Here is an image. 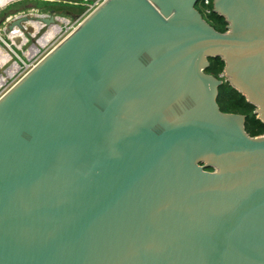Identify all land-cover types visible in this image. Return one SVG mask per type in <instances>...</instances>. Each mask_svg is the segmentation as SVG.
<instances>
[{"label": "water", "instance_id": "water-1", "mask_svg": "<svg viewBox=\"0 0 264 264\" xmlns=\"http://www.w3.org/2000/svg\"><path fill=\"white\" fill-rule=\"evenodd\" d=\"M198 3L109 0L0 101V264H264V135L218 103L264 124V0Z\"/></svg>", "mask_w": 264, "mask_h": 264}, {"label": "built area", "instance_id": "built-area-1", "mask_svg": "<svg viewBox=\"0 0 264 264\" xmlns=\"http://www.w3.org/2000/svg\"><path fill=\"white\" fill-rule=\"evenodd\" d=\"M109 0H97L94 3V11L91 15L99 9L101 6L106 4ZM214 0H200L201 13L203 17L209 19L214 13L212 5ZM19 16L12 17L8 21H12ZM50 17V15H47ZM89 17V16H88ZM88 17L80 18L73 23L69 21L67 26H64L62 31L58 33L47 45L42 46L39 44V40L42 39L44 35L52 28H44L46 31L44 35L38 40V46H31L29 49L24 51V46L20 44V47L14 46L15 51L11 47H8V51L12 54L14 59H11L10 54H8L10 60L5 62L2 69L6 68L5 74L2 78L6 81L4 85L0 88V101L3 100L18 84H20L24 79H26L32 72H34L43 62H45L62 44H64L87 20ZM5 29V26H4ZM41 30V31H43ZM40 31V32H41ZM11 62V63H9ZM9 63V64H8Z\"/></svg>", "mask_w": 264, "mask_h": 264}, {"label": "rangeland", "instance_id": "rangeland-1", "mask_svg": "<svg viewBox=\"0 0 264 264\" xmlns=\"http://www.w3.org/2000/svg\"><path fill=\"white\" fill-rule=\"evenodd\" d=\"M95 2L90 0H13L10 3L6 4L5 6L0 8V47H2L5 53H9L8 47L14 46L11 40L7 37V35L3 32L5 22H7L12 17L16 16H24L29 14L35 15H43L47 16L50 14L51 11L55 12V17L60 21L68 20L70 22H74L80 18H86L91 15L94 11L93 6ZM201 11V7H198ZM44 12V13H43ZM207 19L206 17H204ZM209 20V19H207ZM212 23V24H211ZM210 24L214 27L213 22L211 21ZM59 27H64L62 22L58 23ZM57 27V26H56ZM46 33L45 30L41 31L37 36H32L26 34L27 37V45L24 46V51L31 47V44L28 42H33V40L37 41ZM25 41L21 40L20 44H24ZM33 45V44H32ZM17 51V49H14ZM13 55L10 54V57ZM11 59H14L12 57ZM10 60V58H9ZM8 62V60L6 61ZM11 63V62H9ZM8 63V64H9ZM5 63L0 61V66H3ZM0 67V80L1 77L5 74L6 68L2 69ZM225 83V78L221 79ZM1 88V87H0Z\"/></svg>", "mask_w": 264, "mask_h": 264}, {"label": "trees", "instance_id": "trees-1", "mask_svg": "<svg viewBox=\"0 0 264 264\" xmlns=\"http://www.w3.org/2000/svg\"><path fill=\"white\" fill-rule=\"evenodd\" d=\"M207 21H212L214 28L217 31L221 33L226 32L227 24L224 19L219 18L216 14L213 13ZM210 64V68L206 73L220 78V76L224 74L225 63L221 59H212L210 60ZM218 103L224 113L242 114L247 116L246 130L251 137L264 135V124L257 119V116L255 115L256 108L249 104L246 98L233 89L229 84L224 83L220 87Z\"/></svg>", "mask_w": 264, "mask_h": 264}, {"label": "flooded vegetation", "instance_id": "flooded-vegetation-1", "mask_svg": "<svg viewBox=\"0 0 264 264\" xmlns=\"http://www.w3.org/2000/svg\"><path fill=\"white\" fill-rule=\"evenodd\" d=\"M11 1H13V0H0V8L5 6L6 4L10 3ZM198 7H200V3H198V6H197V9L199 10ZM29 15H32L35 18H39V15H35V14H29ZM60 21L61 22H67L68 20L61 19ZM208 23H210V22L208 21ZM56 26L59 27V25H56ZM56 26L52 27L47 32V34L44 35L42 37V39L39 40V44H41L42 46H45V45H47L50 42V40H47V41H45V40L47 38H50L52 30L57 28ZM27 27L30 28V30L33 29V32L30 33L32 36H37L40 33L38 31H40V29H41V24L39 22H37L36 20L32 21ZM62 29L63 28H61L58 32L60 33L62 31ZM7 37L11 40V42H13V45L17 46L18 48L20 47V41L21 40H24L25 42H27V37H26V34L24 32H20V31L18 32L17 31V32H14V33H11V34H7ZM28 44H31V46H33V45L34 46H38V43L35 40H33V42H31V41L28 42ZM7 60H9L8 54L3 51L2 47H0V61L5 63ZM5 81H6V79L1 77L0 87H2L4 85Z\"/></svg>", "mask_w": 264, "mask_h": 264}, {"label": "bare ground", "instance_id": "bare-ground-1", "mask_svg": "<svg viewBox=\"0 0 264 264\" xmlns=\"http://www.w3.org/2000/svg\"><path fill=\"white\" fill-rule=\"evenodd\" d=\"M44 13V12H43ZM27 16H29V17H31V18H35V17H33L32 15H27ZM43 15H39V18H43L42 17ZM38 18V19H39ZM36 19V18H35ZM62 24L64 25V26H67L68 24H69V21H67V22H62ZM61 28H63V27H57V28H55L54 30H52V33H51V36H50V38H47L45 41H47V40H52L59 32V30L61 29ZM12 44H13V42H12Z\"/></svg>", "mask_w": 264, "mask_h": 264}]
</instances>
